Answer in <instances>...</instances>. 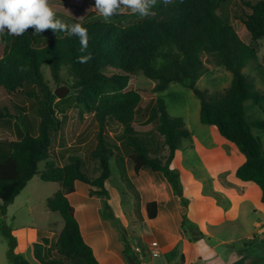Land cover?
I'll return each mask as SVG.
<instances>
[{"label":"trees","instance_id":"trees-1","mask_svg":"<svg viewBox=\"0 0 264 264\" xmlns=\"http://www.w3.org/2000/svg\"><path fill=\"white\" fill-rule=\"evenodd\" d=\"M226 0H172L160 2L148 16L131 25L94 20L82 24L88 29L89 45L86 53L79 51V39L66 33L49 31L50 40L44 47H36L31 29L21 36H12L7 53L0 57V90L8 94L22 92L36 104L37 123L27 115L25 107L15 105V111L5 108L0 120L15 119L21 126L20 140L0 147V233L8 241L10 264H31L14 253L15 241L3 218L8 207L36 176L44 182L59 183L61 189L47 200L52 212L64 220L54 249L47 239L33 245L35 259L40 264H100L93 249L84 241L75 210L68 195L75 191L77 181L89 186L91 196L109 199L106 182L112 175L111 157L116 150L108 145L105 131L113 122L127 133L125 145L137 173L142 168L163 173L177 193L181 194L179 175L171 170V163L182 140L190 132L181 118H171L161 98L156 99V132L160 135L164 154L156 153L151 141L137 133V111L142 101L140 93L130 88L138 75L157 81L153 92H163L172 83L189 88L200 100L199 120L212 126L226 140L235 144L245 157L237 171L242 181H252L262 190L264 203V143L254 128L264 130V120L253 121L247 116L246 103L259 107L264 97L256 90L254 80L244 69L256 60V48L244 43L235 29L217 13ZM249 11L239 19L252 42L264 38V0L244 2ZM71 20L69 23H77ZM91 53L92 59L79 63L77 57ZM211 55L219 67L233 75L231 84L223 92L211 94L200 89L198 81L204 75L203 55ZM49 67L57 83L64 84L65 69L78 91L76 101L93 114L99 125L97 146L92 157L98 161L100 174L91 178L83 170L79 156L57 166L50 161L53 144L52 131L58 126V99L49 87L43 71ZM264 109V107H262ZM142 126H144L142 124ZM46 163L43 171L39 164ZM106 208H110L105 203ZM150 217L156 215V203L148 205Z\"/></svg>","mask_w":264,"mask_h":264},{"label":"crops","instance_id":"crops-1","mask_svg":"<svg viewBox=\"0 0 264 264\" xmlns=\"http://www.w3.org/2000/svg\"><path fill=\"white\" fill-rule=\"evenodd\" d=\"M189 132L170 167L179 175L181 194L161 172L145 167L137 173L130 152L116 151L111 157L107 202L91 196L87 184L76 182L68 198L83 239L100 264H264L263 193L256 183L237 177L245 157L212 126L201 124ZM153 137L148 136L151 141ZM47 184L54 187V195L61 189L59 183ZM151 203H156L154 218ZM9 218L14 253L31 264H40L33 245L47 239L54 249L65 225L59 213L32 208L6 212L7 227ZM154 241L161 248L158 258L148 252ZM136 247L145 251L144 260ZM8 252L0 233V264H10Z\"/></svg>","mask_w":264,"mask_h":264},{"label":"rangeland","instance_id":"rangeland-1","mask_svg":"<svg viewBox=\"0 0 264 264\" xmlns=\"http://www.w3.org/2000/svg\"><path fill=\"white\" fill-rule=\"evenodd\" d=\"M256 3L259 0H226L217 9V13L232 26L240 39L256 48L257 59L249 63L244 72L253 80L256 90L264 97V38L252 42L250 34L244 24L239 19L243 17L249 9L244 2ZM51 6L55 9L58 18L70 22L78 21L81 24L94 20H103L98 15L94 5V0H49ZM163 0H157V3ZM138 14H132L130 10H125L122 14L111 17L108 21L118 23L123 26L131 25L137 21L143 20ZM33 31V30H32ZM36 47H44L50 40L49 31L41 35L35 34ZM7 33L0 34V57L4 56L10 46V39ZM204 75L200 78L197 86L200 89H207L211 94L223 92L228 88L232 81V73L224 67H219L211 55L204 54ZM45 79L53 92L59 88L68 90L62 98H67L56 105V116L59 119L58 126L52 131L53 144L51 148L50 161L57 166H62L70 161L71 157L79 156L83 163V170L91 178L100 174V167L97 160L92 157V152L97 146V135L99 125L94 119L93 114L87 113L81 105H78L76 97L78 91L73 88V80L68 72L62 70V80L64 84L57 83L52 77L49 67L43 68ZM157 81L147 78L144 75H138L130 82V88L138 91L142 96V101L137 111L136 129L140 135L152 134V145L156 153H163V145L160 135L156 132L157 104L156 99L161 98L165 102L166 109L171 118H181L189 131L196 132L202 124L199 120L200 100L189 88L180 84L172 83L163 92H153ZM60 99V98H58ZM15 105L25 107L28 117L37 123L36 107L33 99L28 98L24 93L8 94L0 90V112L5 108L15 111ZM264 107V101L261 104ZM254 102L246 103L247 116L253 121L264 120V109ZM142 124L144 126H142ZM255 135L261 137L264 142V130L254 128ZM109 147L119 152H130V148L125 145L127 133L121 126L111 122L105 131ZM23 132L21 126L15 119L0 120V147H6L14 141L22 138ZM159 136V137H158ZM158 138V139H157ZM46 167L45 162L39 164V170L43 171ZM114 168V167H113ZM50 182H44L39 176L34 177L15 199L13 204L7 209V212H27L33 209L34 212H52L46 203V199L54 196V187H49ZM57 187L60 184H56ZM8 228H13V223L9 218ZM8 242V241H7ZM151 256V255H150ZM34 261V258H32ZM38 264V263H34Z\"/></svg>","mask_w":264,"mask_h":264},{"label":"clouds","instance_id":"clouds-1","mask_svg":"<svg viewBox=\"0 0 264 264\" xmlns=\"http://www.w3.org/2000/svg\"><path fill=\"white\" fill-rule=\"evenodd\" d=\"M172 0H163L165 5ZM157 0H94L93 7L100 17L107 22L111 17L130 10L141 17L155 16L152 11ZM29 29L41 35L51 31L63 32L69 37L79 39L81 53H86L89 45L88 29L81 23H68L57 17L49 0H0V34L21 36ZM92 59L91 53L77 57L79 63Z\"/></svg>","mask_w":264,"mask_h":264},{"label":"built area","instance_id":"built-area-1","mask_svg":"<svg viewBox=\"0 0 264 264\" xmlns=\"http://www.w3.org/2000/svg\"><path fill=\"white\" fill-rule=\"evenodd\" d=\"M135 251L139 256V259L144 260L145 251L141 247H136ZM148 252L153 258H158L159 256H161V248L159 243L155 241L151 242L148 246Z\"/></svg>","mask_w":264,"mask_h":264},{"label":"water","instance_id":"water-1","mask_svg":"<svg viewBox=\"0 0 264 264\" xmlns=\"http://www.w3.org/2000/svg\"><path fill=\"white\" fill-rule=\"evenodd\" d=\"M67 92H68L67 89H65V88H59V89H57V90L54 92V94H55L58 98L62 99V98L66 95Z\"/></svg>","mask_w":264,"mask_h":264}]
</instances>
